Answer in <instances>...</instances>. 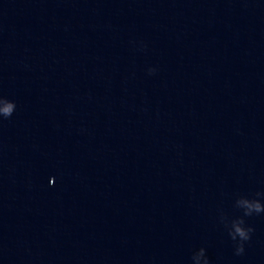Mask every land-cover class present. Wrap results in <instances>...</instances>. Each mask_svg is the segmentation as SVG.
Here are the masks:
<instances>
[{
	"label": "water",
	"instance_id": "1",
	"mask_svg": "<svg viewBox=\"0 0 264 264\" xmlns=\"http://www.w3.org/2000/svg\"><path fill=\"white\" fill-rule=\"evenodd\" d=\"M0 264H264V0H0Z\"/></svg>",
	"mask_w": 264,
	"mask_h": 264
},
{
	"label": "clouds",
	"instance_id": "2",
	"mask_svg": "<svg viewBox=\"0 0 264 264\" xmlns=\"http://www.w3.org/2000/svg\"><path fill=\"white\" fill-rule=\"evenodd\" d=\"M13 107H15V105H9L8 107L4 108L3 109V113L4 115L7 117V116H11V113H12V109ZM237 231L240 233V235L244 238V240H247L249 238V236H247L246 233H244L242 230L240 229H237ZM240 251L242 252L243 251V247L240 248Z\"/></svg>",
	"mask_w": 264,
	"mask_h": 264
}]
</instances>
